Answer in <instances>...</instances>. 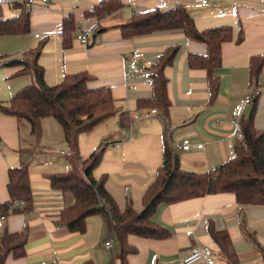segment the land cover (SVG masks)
<instances>
[{"label": "crops", "instance_id": "1", "mask_svg": "<svg viewBox=\"0 0 264 264\" xmlns=\"http://www.w3.org/2000/svg\"><path fill=\"white\" fill-rule=\"evenodd\" d=\"M12 1L9 5L0 4V19L21 13L26 0ZM35 1L29 10L30 31L0 36V106L8 104L14 94L34 80L32 73L23 71L22 66H1V63L23 58L38 49V64L49 86L58 85L68 74L85 71L91 76L90 88L109 87L120 113L132 119L127 124L130 126L127 138L129 133L131 138L124 141L104 138L94 142L99 146L92 152L104 146V153L102 165L93 174L96 178L108 176L106 188L121 210L129 204L135 211L142 209L143 195L162 163L164 143L177 155L184 170L206 172L231 159L238 141L235 106L251 91L257 93L255 128L264 129V66L257 83L250 81L249 71L252 56L264 59L263 0H206L205 3V0H119L123 7L100 21V42L88 46L79 42L77 35L80 29L89 27L86 12L101 0ZM178 5L186 8L199 31L221 26L232 28V40L222 44L221 66L214 71L218 92L213 100H210L207 70L191 68L188 62L191 54H206L204 44L189 41L180 30L124 38L119 28L137 13L164 11ZM67 17H73L74 28L65 39L63 22ZM241 30L244 38L238 43ZM175 45H180V50L173 64L164 70L171 107L168 118L163 120L160 113L151 114L152 109L138 108L137 103L152 95L149 67L168 47ZM137 51L142 58L138 60L139 68L132 71L130 64ZM147 61L152 64L146 66ZM253 107L254 104L246 109L244 118L249 117ZM134 116L139 120H134ZM49 118L41 119V136L37 139L28 121L6 115L0 108V204L9 200V169L23 163L29 165L33 197L31 212L0 219V236L5 230L11 233L27 230L25 255L17 259L10 256L5 264H42L43 261L121 264L120 243L100 214L86 219L83 233L71 232L57 224L60 212L73 203V197L53 189L49 177L69 171L72 164L65 150H61L65 153L56 151V155L42 146L46 128L51 127L58 143L70 151L62 126L56 119L57 125L46 121ZM80 137L81 134L76 163L79 167L86 159L80 155ZM185 138L191 140L190 151L177 150L176 145ZM122 143L118 149L110 148ZM151 221L167 228L170 236L149 239L130 234L128 243L135 252L128 255L127 264H182L183 258L198 244L212 248L214 264H229L232 261L229 251L235 253L232 264H264V206H241L231 193L210 194L174 204L160 203ZM212 229L222 235L215 239ZM224 234L227 240L223 239ZM107 241H111L109 249L105 247Z\"/></svg>", "mask_w": 264, "mask_h": 264}, {"label": "trees", "instance_id": "2", "mask_svg": "<svg viewBox=\"0 0 264 264\" xmlns=\"http://www.w3.org/2000/svg\"><path fill=\"white\" fill-rule=\"evenodd\" d=\"M122 7L123 4L119 0H101L93 9L86 12V17L101 21ZM73 28V17L65 18L63 22L65 39L70 36ZM119 28L124 38L180 30L189 41L204 44L207 49L206 54H191L188 62L191 68L207 70L210 100L215 98L218 81L214 71L221 66L222 44L232 40L230 26L199 31L195 26L194 18L186 8L178 5L164 11L155 9L137 13L130 22L120 25ZM29 31L30 13L25 8L15 17L0 19V36L23 35ZM243 38L244 33L241 30L237 42H242ZM179 50L180 45L168 47L149 67L152 95L148 99L138 100L137 103L138 108L156 109L163 120L168 118L171 107L167 92L168 78L164 70L173 64ZM39 53L40 49L25 54L23 58L1 63V66H22L23 71L32 73L34 80L21 88L8 104H2L0 108L6 115L28 121L31 132L37 139L41 136L42 118L53 117L62 126L71 151L69 159L72 168L64 173L53 174L49 179L51 187L63 194L71 195L73 203L60 212L57 221L59 226L71 232L83 233L86 230V219L100 214L108 224L111 234L120 243L121 264H127L128 255L135 252L128 243L130 234L149 239H164L170 236L167 228L151 221L160 203L174 204L210 194L231 193L241 206H264V129L255 128V102L249 117L240 119V130L244 138L237 141L235 154L231 159L206 172L184 170L177 155L171 151L167 143H164L162 163L156 171L155 179L143 195L142 209L135 211L129 204L121 210L106 188L108 176L102 175L96 178L93 174L102 160L104 146L82 160L79 167L76 164L79 157L78 144L80 134L91 131L116 114H119L122 125L129 124L132 119L126 117V113H120L109 87L88 86L91 76L85 71L68 74L58 85L49 86L44 78V70L38 64ZM263 66L262 57H251L249 71L252 83H257ZM7 189L9 200L0 204L4 215H8L10 207H14L12 214H27L33 210L27 163L9 169ZM20 201L24 202L21 209L16 207ZM211 233L215 239L222 235L213 229ZM223 237L227 240L225 234ZM26 241V229L15 233L5 230L0 236V264H5L10 256L16 259L22 258L25 255ZM229 252L232 260L229 264H232L235 253Z\"/></svg>", "mask_w": 264, "mask_h": 264}, {"label": "built area", "instance_id": "3", "mask_svg": "<svg viewBox=\"0 0 264 264\" xmlns=\"http://www.w3.org/2000/svg\"><path fill=\"white\" fill-rule=\"evenodd\" d=\"M45 2L46 0H42ZM13 1L12 0H0L1 5H9ZM35 0H26L24 8L29 11L32 6L35 4ZM204 3L206 2L203 1ZM262 5L264 7V0L262 1ZM89 27L80 29L77 39L82 44L88 46L90 43H99L100 42V21L97 18H88ZM142 58V54L140 52H135L132 57V62L130 64V68L132 71H135L139 68L138 60ZM152 63L150 61L146 62V66H150ZM129 76V74H128ZM256 92H249L247 93L235 106V115L237 117L236 124L238 126V132L236 133L238 140H243L244 136L242 131L240 130V119L243 117L244 112L249 106H252L254 103V99L256 97ZM151 114H158L156 109H152ZM134 120H139L137 116L133 117ZM192 146L191 140L189 138L183 139L180 143L176 145L177 150L182 151H190ZM200 148L203 147L202 144L199 145ZM61 153H65L64 151H60ZM67 155H70L71 152H66ZM24 206V202L20 201L16 204V207L21 209ZM13 208L10 207L8 210V215H11L13 213ZM8 215H4L0 209V219L5 220ZM106 248H111V241H107L105 243ZM213 250L211 247L207 245L198 244L194 246L191 251L188 253L186 257L183 258L182 264H194L198 261H205L207 264H214V258H213ZM42 264H55L51 261H43Z\"/></svg>", "mask_w": 264, "mask_h": 264}, {"label": "rangeland", "instance_id": "4", "mask_svg": "<svg viewBox=\"0 0 264 264\" xmlns=\"http://www.w3.org/2000/svg\"><path fill=\"white\" fill-rule=\"evenodd\" d=\"M46 121H52L51 123H53L54 125H57V123H58L53 117H50L49 120H46ZM129 129H130V126L122 125L120 123V120H119L117 114L115 116H112L108 120H106L103 123L96 126L91 131L83 132L81 134L80 139H81L82 146L80 148V152H81L80 155L84 158H87L91 154L93 148L97 149L99 146V145L97 146L96 143H94V142L99 143L104 138H106V139H108V138L121 139L122 141L130 139L131 138L130 133H129V138H127L128 137L127 131ZM58 134H60V132H58ZM103 136H105V137H103ZM122 145H124V144L123 143L122 144H116V145H114V147H110V148L118 149ZM42 146H45L46 147L45 149L47 151L50 150V151L54 152L55 154H56V151L59 152L61 150H65V152H68L67 148H65V146L59 144L58 141L55 139L54 130L51 127L46 128L45 141L43 138ZM132 150H131V152H132ZM60 157H62V156H60ZM101 165H102V163L100 162V164L97 167L99 168ZM103 167H104V165L102 166V168Z\"/></svg>", "mask_w": 264, "mask_h": 264}]
</instances>
